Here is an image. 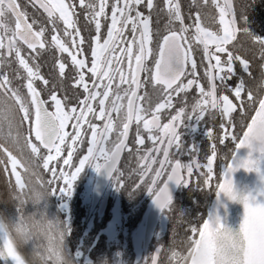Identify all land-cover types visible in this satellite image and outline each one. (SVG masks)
I'll return each mask as SVG.
<instances>
[{
    "label": "snow or ice",
    "instance_id": "obj_1",
    "mask_svg": "<svg viewBox=\"0 0 264 264\" xmlns=\"http://www.w3.org/2000/svg\"><path fill=\"white\" fill-rule=\"evenodd\" d=\"M253 5L0 0V175L8 194L23 192L31 175L52 193L71 195L74 181L91 164L118 189L131 181L130 192L146 190L170 220L169 185L193 184L241 201L243 221L234 230L218 212L193 217L181 209L186 250L170 249V262L264 264V188L241 193L233 179L239 168L254 169L264 179L258 159L237 155L252 129L264 125V35L248 27ZM249 51L262 61L259 78ZM44 52L52 54L48 72L42 71ZM190 122L206 130L203 155L183 143L181 129ZM125 151L136 162L127 173L121 167ZM185 154L186 161L180 158ZM161 248L144 264H158ZM5 253L24 264L3 235L0 256Z\"/></svg>",
    "mask_w": 264,
    "mask_h": 264
},
{
    "label": "flooded vegetation",
    "instance_id": "obj_2",
    "mask_svg": "<svg viewBox=\"0 0 264 264\" xmlns=\"http://www.w3.org/2000/svg\"><path fill=\"white\" fill-rule=\"evenodd\" d=\"M23 2L26 3V0H23ZM245 2L254 3L246 14L248 27L254 33L264 35V0H235L237 7ZM182 3L187 5L190 0H182ZM28 10L30 13L33 11L30 5ZM38 18L43 19L42 16H38ZM245 43L249 49L254 48L250 41H245ZM42 55L46 59V63L42 65V71L48 72L51 70V64L53 63L52 54L44 52ZM195 55L199 56V52ZM247 56L252 60V70L259 78L262 61L258 53L254 54L249 51ZM238 70L243 71L239 68ZM67 71L68 69H66ZM37 83L39 85V82ZM67 83L70 87H75L82 92L79 86L71 85L70 81ZM148 87L151 91V87ZM194 94L195 86L193 89L188 90L190 101ZM174 100L177 101L174 107H179V99L174 97ZM161 117L162 122H166L168 117L163 112ZM217 120H219V117ZM134 129L135 125L130 129V141L134 135ZM205 131L203 125L193 127L190 122L187 127L181 129L184 145L201 152V155H203L205 151H208L209 145ZM214 131H219V129L214 128ZM145 145L151 146L148 140L145 141ZM219 147L223 153L225 149L223 146ZM180 158L186 161L189 156L185 154ZM221 163L222 160L218 157L215 164L217 171L220 170L219 165ZM121 167L124 168L126 173L131 168L136 167L135 157L128 161V152H123ZM98 173L91 164L86 165L74 181L71 195L57 192L52 193L48 199V214L50 216L58 215L68 226L67 244L69 254L74 260H76L74 257L76 252H79L82 256V258L77 259V264H96L104 256L110 258L113 264L119 262L120 264H144L145 257L154 253L156 248L160 246L162 248L158 256V264H172L170 262V249L181 252L186 250L183 237L186 235L187 224L179 217L181 209L190 213L193 217L197 214L206 216L215 195V192H208L207 189L202 191L195 188L193 184H190L189 187L170 184L169 189L174 205L169 213L171 217L169 220L161 213L153 202L152 195L146 190L141 189L130 192L132 190L131 181H128L125 188L118 189L114 186L111 178L107 183L104 179L101 183L104 186L100 187L94 196V184H96ZM7 196L8 191L3 176L0 175V199ZM5 207L10 213L15 214L16 209L13 205L0 204V208ZM32 207L31 204L27 206L28 210H32ZM157 214L159 217L155 229L152 233L146 232L148 219L155 217ZM185 219H190V217H185ZM113 222L114 224L116 222L117 225L120 222V227L119 229L116 228L115 242L106 246L104 241L105 230Z\"/></svg>",
    "mask_w": 264,
    "mask_h": 264
},
{
    "label": "clouds",
    "instance_id": "obj_3",
    "mask_svg": "<svg viewBox=\"0 0 264 264\" xmlns=\"http://www.w3.org/2000/svg\"><path fill=\"white\" fill-rule=\"evenodd\" d=\"M261 128L264 125L253 128L243 146L248 149L247 155L250 153L260 161V166L264 162V131ZM235 187L241 193L247 192ZM51 195L47 184L38 176L30 175L23 192L17 193L13 189L7 197L0 199V204L13 205L16 209L12 214L7 207L0 208V232L13 242L24 264H77L69 254L67 224L58 215L48 214ZM29 204L33 206L32 210H28ZM96 264H113V261L104 256Z\"/></svg>",
    "mask_w": 264,
    "mask_h": 264
},
{
    "label": "water",
    "instance_id": "obj_4",
    "mask_svg": "<svg viewBox=\"0 0 264 264\" xmlns=\"http://www.w3.org/2000/svg\"><path fill=\"white\" fill-rule=\"evenodd\" d=\"M247 153H248V149L246 147H241L239 148L237 155L239 157H245ZM261 170L264 171V162H262L261 164ZM107 177L109 176L107 175ZM107 177H105L106 181H107ZM103 178L101 177V173H100L99 176L97 177V184H95L94 187V196L98 192L99 188L104 186V184H101L102 181L104 180ZM233 179L237 188L243 189L245 191H251L253 193H256L260 188H264V179L261 178V173L257 172L254 169L246 170L244 168H239L233 173ZM244 211H245L244 205L241 201L231 200L225 194L220 193L219 197L217 196V194H215L208 215L215 214L218 212L219 215L223 218V221L229 227L233 228L234 230H238L240 224L243 221ZM156 223H157L156 217L153 219L149 218L147 221L146 232L152 233ZM0 250H3L2 232H0ZM0 262L1 264H14L12 258L8 257L6 253L4 256H0Z\"/></svg>",
    "mask_w": 264,
    "mask_h": 264
},
{
    "label": "rangeland",
    "instance_id": "obj_5",
    "mask_svg": "<svg viewBox=\"0 0 264 264\" xmlns=\"http://www.w3.org/2000/svg\"><path fill=\"white\" fill-rule=\"evenodd\" d=\"M116 226V227H115ZM119 227H120V222H119V224L117 225L116 224V222H115V224H114V222L105 230V234H106V236H105V239H104V241H105V245L107 246L108 244H111V243H114L115 241V235H116V228L117 229H119ZM101 245V244H100ZM74 257L76 258V262H77V259L78 258H82V256L80 255V253L78 252H76L75 254H74Z\"/></svg>",
    "mask_w": 264,
    "mask_h": 264
},
{
    "label": "bare ground",
    "instance_id": "obj_6",
    "mask_svg": "<svg viewBox=\"0 0 264 264\" xmlns=\"http://www.w3.org/2000/svg\"><path fill=\"white\" fill-rule=\"evenodd\" d=\"M105 174H106V172H105ZM107 175V174H106ZM0 264H1V262H0Z\"/></svg>",
    "mask_w": 264,
    "mask_h": 264
}]
</instances>
